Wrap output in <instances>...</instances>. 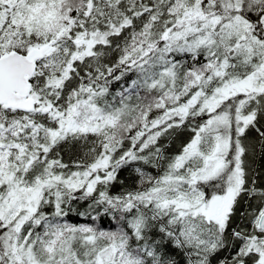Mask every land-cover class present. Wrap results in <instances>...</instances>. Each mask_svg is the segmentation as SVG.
Listing matches in <instances>:
<instances>
[{
	"label": "trees",
	"instance_id": "16d2710c",
	"mask_svg": "<svg viewBox=\"0 0 264 264\" xmlns=\"http://www.w3.org/2000/svg\"><path fill=\"white\" fill-rule=\"evenodd\" d=\"M227 3L0 0V57L53 43L30 79L34 110L0 104V200L13 175L43 190L23 222L6 224L0 215V264L258 262L246 237H264L255 221L264 207V93L247 96L254 121L242 132L235 118L244 96L218 99L213 114L201 111L217 88L264 64V0L230 11ZM200 16L238 18L249 30L182 33ZM244 41L259 46L252 60L239 47ZM223 114L231 120L226 170L192 180L190 190L204 194L202 206L226 193L238 167L242 186L215 236L204 226L188 233L187 214L160 205L163 184L183 177L177 161Z\"/></svg>",
	"mask_w": 264,
	"mask_h": 264
},
{
	"label": "rangeland",
	"instance_id": "374dc122",
	"mask_svg": "<svg viewBox=\"0 0 264 264\" xmlns=\"http://www.w3.org/2000/svg\"><path fill=\"white\" fill-rule=\"evenodd\" d=\"M226 1H228V3L225 6L228 7L229 11L233 10L232 7L241 8L243 4V0H234L235 3L232 5L229 4L230 0ZM196 21L198 22L197 25H188L186 29H183L182 33L185 32L188 34L186 30L190 27H193L192 30L194 31H197L196 28L198 27H211L212 29L223 31L224 33H239L242 27H246V24L241 19H233L232 17L223 22V18L218 19L213 17L210 20H206L203 16H200ZM262 21L264 23V18ZM247 30L249 29L247 28ZM246 33L247 35L243 33L244 40L249 38V33ZM99 40L100 38H91L88 42V46L91 48L98 43ZM255 44V41H244L239 45L245 57L249 54L252 56L256 55L259 46ZM253 57L249 55L246 59L252 60ZM215 91L217 94L211 96V102L202 101L201 111L206 108L208 114H213L216 106H218V99L231 96H244L245 99L239 101L238 114L235 118L236 125L241 127V132L244 131V128L254 121V116L248 114L246 111L250 104V97L247 96L250 94V96H252L257 92L264 93V64L256 73L244 79L231 81V85L225 84ZM30 98L32 97L30 96ZM200 98L201 96H198L196 99L183 106V113L188 112L189 109L196 106ZM66 120L67 118L65 121ZM163 122H165V120ZM230 128L231 120L228 114L211 117L208 124L202 129L197 138L189 145L187 152L177 161V169L181 172L183 177H177L173 180L169 179L171 181L165 180L163 184L165 192L160 195V205L162 207H168V209L173 207L180 213L187 214V227L185 232L189 230L188 233H193L198 227L204 226L210 234H214L215 236L216 228L223 226L227 214L233 205L234 198L237 196L242 186L241 171L238 167L236 170L240 177L237 175L235 179L231 180L232 183L226 193L213 196L202 206L199 204L203 200L204 194L197 190H190L193 181H209L218 177L226 170V159L231 147V140L229 137ZM242 153L243 150H241L240 154L237 155L235 159L238 165L241 164ZM106 164L107 162H103L101 165L105 166ZM95 168L97 169V166H95ZM98 177L99 176H95V180H97ZM42 191L40 186L31 188L24 187L21 179L13 175V181L10 185V190H8V194L4 199L0 200V215L5 220V223L9 224L16 220L18 222H23L30 217L40 204L43 195ZM185 210H193V212L190 213V211L186 212ZM250 242L249 250H254L260 256L256 264H264V238H256L254 241L250 240Z\"/></svg>",
	"mask_w": 264,
	"mask_h": 264
},
{
	"label": "water",
	"instance_id": "95a60500",
	"mask_svg": "<svg viewBox=\"0 0 264 264\" xmlns=\"http://www.w3.org/2000/svg\"><path fill=\"white\" fill-rule=\"evenodd\" d=\"M52 49L53 43L33 49L26 55L12 52L0 57V104L27 112L34 110L35 101L30 98V79L37 69V61ZM258 228L264 231V212L259 219Z\"/></svg>",
	"mask_w": 264,
	"mask_h": 264
},
{
	"label": "flooded vegetation",
	"instance_id": "af4514ba",
	"mask_svg": "<svg viewBox=\"0 0 264 264\" xmlns=\"http://www.w3.org/2000/svg\"><path fill=\"white\" fill-rule=\"evenodd\" d=\"M245 129V128H244ZM232 142V141H231ZM231 145H232V143H231ZM241 171V170H240ZM241 173H242V171H241ZM237 175L240 177V175L238 174V171H237ZM241 178H242V175H241ZM236 198V197H235ZM235 198H234V200H235ZM263 212H264V207H263V209H262V211L259 213V215H258V217L255 219V221H256V225H257V228H258V225H259V219H260V217H261V215L263 214ZM258 230H259V228H258ZM259 231H262V230H259ZM263 233H264V231H262ZM236 235H238V233H235V237H236ZM256 238H258V237H255V238H249V237H246V240H252V241H254ZM264 237H259L258 239H263ZM244 263V262H243Z\"/></svg>",
	"mask_w": 264,
	"mask_h": 264
}]
</instances>
